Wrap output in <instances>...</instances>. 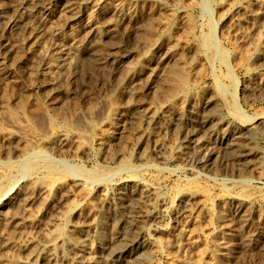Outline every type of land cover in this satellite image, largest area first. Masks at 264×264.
Returning a JSON list of instances; mask_svg holds the SVG:
<instances>
[{
  "label": "rangeland",
  "instance_id": "374dc122",
  "mask_svg": "<svg viewBox=\"0 0 264 264\" xmlns=\"http://www.w3.org/2000/svg\"><path fill=\"white\" fill-rule=\"evenodd\" d=\"M16 1L0 0V179L11 176L9 186L23 191L10 202L0 194V264H48L66 238L80 240L78 228L92 221L106 192L132 176L160 197L194 194L187 205L156 204L161 214L150 224L152 251L142 264L215 263L222 206L232 209L229 221L241 203L251 223L258 222L255 211L264 215V69L255 61L264 43V0H63L45 13L37 7L28 30L13 31L10 21L24 12L21 4L35 5ZM122 56L130 58L120 67ZM79 57L86 60L75 63ZM70 60L73 79L62 69ZM158 111L167 113L166 125L178 117L185 123L194 112L197 121L220 113L252 127L262 159L241 182L225 175L239 168L231 153L214 161L217 172H205L180 148L181 125L157 135L164 162L151 142L139 167L103 164L98 140L118 116L137 117L113 152L125 154L141 119ZM47 160L62 173L35 168ZM237 233L229 255L234 264L262 258L264 238Z\"/></svg>",
  "mask_w": 264,
  "mask_h": 264
},
{
  "label": "bare ground",
  "instance_id": "6f19581e",
  "mask_svg": "<svg viewBox=\"0 0 264 264\" xmlns=\"http://www.w3.org/2000/svg\"><path fill=\"white\" fill-rule=\"evenodd\" d=\"M62 1L63 0H35L34 6L26 7L21 4L24 12L18 14L10 21L11 30L27 31V22L30 18L33 17L35 10L38 9L37 7H40V9L44 10L43 12L45 13L52 6L54 7V5H58ZM21 3H23V1ZM38 12L40 13V10ZM85 54L92 57V55L94 54V50L92 48H87ZM83 58L84 57L73 58V61L76 63L78 60H82ZM129 58V56H122V58L118 59L121 62L120 67L123 66V64ZM84 60H86V58H84ZM255 61L259 64L260 68L264 69V43L256 51ZM73 66L74 65L71 64L70 60V62L62 67L64 74H67V77L69 79H73L74 75L76 74H74L72 71ZM123 72H125V69ZM256 84L258 86V83H255L252 86L250 85V89L252 87L254 88L253 91H256ZM260 86L264 87V83H262ZM9 112L12 113L11 111ZM166 114L162 111H158L149 113L144 116V118H142L140 121L141 124L139 123L141 127L138 125L140 129L136 133H134L136 136L131 141L130 150L126 151L127 153L125 154H113L119 142L121 143L122 139L125 138L124 136L131 129L130 125L133 126L137 121V117L135 118L131 116L124 120L121 116H118L115 123L110 124L112 126L111 133L109 135L107 134L103 136L98 140V143L100 144L104 152L102 160L103 164L108 165L110 161L114 160L117 164L116 166L119 169L125 168L132 170L135 167H139L143 165L145 161H147L145 159L147 156L145 155L146 145L151 142H154V150L156 152L157 159L162 163L164 162L165 157L162 151L163 147L161 145H158V143L156 142L157 135L162 129H165L167 132L177 131L181 125H183V127L181 128V132L183 133V135L181 138L180 148L188 150L190 156L189 160L205 172L211 173L213 170L215 171L216 169H213L214 161H219V158L222 156V154L227 155L231 153L232 155H234L232 157L234 163H237V165H239V168L233 172L226 173L225 175L236 177L240 181L243 180L246 176L245 174L250 169H252L254 165L260 163V160L262 159L261 152L256 148V132L252 127H239L230 122L228 119L222 117L220 113L214 114V118H212V116H206L203 117L202 120L199 118L201 121H197L195 115H193L194 112L190 114L189 119L185 123L183 122L182 118L178 117V119L175 118L176 120L168 122V124L166 125ZM220 128H223V131L220 132ZM201 132L203 134L199 138V134ZM47 143L51 145L52 140L48 139ZM25 160H27V158ZM17 164L19 163L17 162ZM35 168H43L45 173L50 175H56L58 174V172L62 173L61 168H59L52 162H48V160L46 162H43V164H38L37 166H35ZM222 173L221 175H223L225 172L223 174ZM10 178L12 177L7 175L0 179V194L2 195L3 202H10L15 200L17 197H19V192L23 191L19 189V192H17L18 184H16L14 181L13 182L15 184L10 187L9 185L12 184ZM178 196H180V198H178ZM193 198L194 194L191 192H185V194L183 193V195L178 192V195L175 197H160L153 189L142 187L136 181L134 176H132L131 179L124 181L117 187L106 192V194L102 198L101 207L97 209L96 212H94L92 221H84L85 223L81 226V228L79 226V228L76 227L80 229L78 231V233L80 234L79 241H73L71 237L68 239L66 238L65 240L62 237V239L65 240L63 249L60 252L57 251L58 253L56 254H51L48 259V264H58V261H62L64 262V264H142L144 262H147L150 259L152 251L150 224H152L156 220L158 221L161 214L159 213L157 208H155L156 204L159 203V205L163 209H169L176 205V200H180L181 203L187 205ZM158 200L159 202H157ZM243 205L244 204L241 203L237 206L235 211L238 216L235 221L233 219H231L233 221H229V216L232 209H227V206L226 209L222 206V211L217 215L213 211H211V216L213 218L216 215V223L218 225L217 232L215 231V240H213L216 242L215 249L214 251H212V256L215 257V263L216 261L219 262L220 260H223L224 262L225 259L224 264H234L235 257L229 255L233 249L232 237H238V229L251 232L252 237H255L256 239L264 238V215L259 213V211H255L254 215L258 216V222L256 224H253L255 222L252 221L251 223V218L245 215L248 211L246 213L245 211H243ZM178 214L179 213L177 211V217ZM177 235L182 237V230H177ZM241 235L243 236V234ZM253 243L254 242L252 238L248 240V244H246L248 248L251 249V247H253ZM258 246L260 247L261 245ZM252 264H264V255L262 256V258L260 257L259 260L252 262Z\"/></svg>",
  "mask_w": 264,
  "mask_h": 264
}]
</instances>
